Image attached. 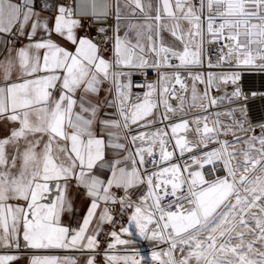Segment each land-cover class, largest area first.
Instances as JSON below:
<instances>
[{
	"label": "snow or ice",
	"instance_id": "snow-or-ice-1",
	"mask_svg": "<svg viewBox=\"0 0 264 264\" xmlns=\"http://www.w3.org/2000/svg\"><path fill=\"white\" fill-rule=\"evenodd\" d=\"M0 264H264V0H0Z\"/></svg>",
	"mask_w": 264,
	"mask_h": 264
},
{
	"label": "built area",
	"instance_id": "built-area-1",
	"mask_svg": "<svg viewBox=\"0 0 264 264\" xmlns=\"http://www.w3.org/2000/svg\"><path fill=\"white\" fill-rule=\"evenodd\" d=\"M245 79L251 80L252 78H251V77H245ZM227 90H228V91H231V88H228ZM213 94H215V93H213ZM229 107H230L229 105L225 104L223 107H221V108H219V109H212L211 111L215 112V111L219 110V111L223 112V111H226ZM198 114H199L198 110H193V111H191V112L189 113V116H195V115H198ZM213 118H215V117H213ZM221 119H222L225 123L228 122V118H227V117H223V116H222ZM190 127H191V128H194L195 126L190 124ZM186 135L188 136L189 139H192V138L195 137L197 134H196L194 131H189ZM228 138H229V137H228ZM230 138H231V137H230ZM192 142H193V143H196L197 141H195V140L193 139ZM209 147H214V145H210ZM197 151H198V150H197ZM206 167H207V166H206Z\"/></svg>",
	"mask_w": 264,
	"mask_h": 264
},
{
	"label": "rangeland",
	"instance_id": "rangeland-1",
	"mask_svg": "<svg viewBox=\"0 0 264 264\" xmlns=\"http://www.w3.org/2000/svg\"><path fill=\"white\" fill-rule=\"evenodd\" d=\"M230 88V87H229ZM229 139H231L229 137ZM137 242L134 243L136 247H138L141 250L142 255H150L151 250L156 247V242H149L141 240L139 237H136ZM163 247V245H161Z\"/></svg>",
	"mask_w": 264,
	"mask_h": 264
},
{
	"label": "crops",
	"instance_id": "crops-1",
	"mask_svg": "<svg viewBox=\"0 0 264 264\" xmlns=\"http://www.w3.org/2000/svg\"><path fill=\"white\" fill-rule=\"evenodd\" d=\"M128 247H129V248H138V247H136L135 244L129 245ZM138 249H139V248H138Z\"/></svg>",
	"mask_w": 264,
	"mask_h": 264
}]
</instances>
